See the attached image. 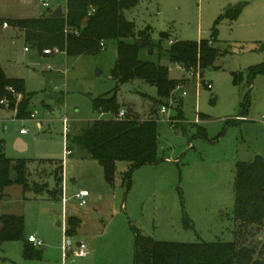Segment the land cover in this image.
Returning <instances> with one entry per match:
<instances>
[{"label":"rangeland","instance_id":"rangeland-1","mask_svg":"<svg viewBox=\"0 0 264 264\" xmlns=\"http://www.w3.org/2000/svg\"><path fill=\"white\" fill-rule=\"evenodd\" d=\"M239 3L246 5L238 18L221 20L213 38L224 9ZM59 5L64 9L66 2L50 0L44 7L41 0H0V18L38 19ZM128 17L137 30L150 25L156 44L165 32L167 44L212 40L221 55L200 78L167 58L160 60L157 49L152 54L143 50L142 59L168 65L170 77L182 81L180 89L156 103L155 85L138 79L118 85L112 78L116 40H107L95 53L71 56L60 46H48L60 51L45 54L27 40L23 28L10 21L1 27L0 65L9 78L24 81L31 97L25 119L16 118V109H0V140L8 157L26 162L31 188H7L0 199V217L23 216L26 239L35 235L44 245L36 247L41 258H27L23 240L3 242L0 264H62L63 259L84 264L73 254L65 255L66 239L74 248L86 244L98 259L95 264H133L135 231L161 241L237 239L239 245L261 246L264 226H240L233 210L238 163L264 158V74L251 75L253 66L264 63V0H141ZM115 90L125 106V115L119 117L158 121L159 162L135 169L128 182L125 161L116 163L115 180L109 182L101 162L82 147L74 145L73 153L66 154L67 141L72 145L79 129L111 117L95 111L93 102ZM22 128L27 129L24 135ZM19 139L23 149L17 148ZM60 164L64 175L57 192L55 170ZM81 190L90 193L84 206L76 199ZM72 216L82 223H76H81L78 234L70 236L66 228Z\"/></svg>","mask_w":264,"mask_h":264},{"label":"trees","instance_id":"trees-1","mask_svg":"<svg viewBox=\"0 0 264 264\" xmlns=\"http://www.w3.org/2000/svg\"><path fill=\"white\" fill-rule=\"evenodd\" d=\"M141 0H68L64 6V15L52 17L42 14L38 19L9 20L15 26L25 30L29 42L48 49V46H60L67 55L78 56L95 53L106 46L107 40L118 42V59L111 76L119 84L132 80H143L158 88L159 99L163 102L172 92L182 85L181 80L170 77L168 65L141 58L145 49L159 51L160 60L167 58L170 63L183 65L187 71L193 70L200 78L204 70L214 66L221 50L212 40L200 41L175 40L165 43L168 34L161 33L158 44L152 40L153 29L150 25L138 29L128 14ZM246 3L228 6L215 22L213 38L218 33L217 25L224 18L235 21ZM0 18L1 27L10 22ZM51 49V48H50ZM264 74V63L251 68L252 78ZM14 91V93L12 92ZM20 95V100L17 104ZM30 97L22 79L9 78L0 65V109H16V117L25 119L30 113ZM4 101L6 104H2ZM62 104V96L59 98ZM95 111L107 113L111 117L95 119L78 130L71 137L74 145L82 147L92 159L101 162L106 180L113 182L116 176V163H129V172L125 176L130 180L132 172L146 164L159 162L157 151L158 121L150 118L142 120L127 115L119 117L125 106L119 102L116 90L94 99ZM130 114V113H129ZM114 116V117H113ZM68 140V134H67ZM71 153V154H72ZM64 175V166L55 170L59 189ZM29 170L23 160L12 159L5 153V142L0 140V199L7 188L20 185L30 189ZM235 223L240 226L260 228L264 226V158L256 156L252 161H240L237 165L235 181ZM77 217L67 219L66 234L77 233ZM23 240L27 258H41L42 252L28 241L24 233V218L15 214L0 217V244L6 241ZM261 246L239 245L237 239L230 242H170L156 240L135 231V254L133 264H264V239ZM257 256V257H256Z\"/></svg>","mask_w":264,"mask_h":264},{"label":"built area","instance_id":"built-area-1","mask_svg":"<svg viewBox=\"0 0 264 264\" xmlns=\"http://www.w3.org/2000/svg\"><path fill=\"white\" fill-rule=\"evenodd\" d=\"M66 3L68 0H64ZM49 3H50V0H41V4L44 6V7H48L49 6ZM8 24L5 23L4 24V27H7ZM27 50V48H25ZM57 51H60L58 48H55V49H45L44 50V53L45 54H51L53 52H57ZM180 65V64H179ZM182 70L184 71H187L186 68L183 66V65H180L179 66ZM188 72H190L191 74H194L193 70H189ZM209 86V85H208ZM182 87V85H179L177 87V89H180ZM210 87V86H209ZM12 92L14 93V91L12 90ZM16 96H20V95H17L15 94ZM186 93L183 92V96H185ZM21 97V96H20ZM18 98V97H17ZM20 100V98H18V101ZM2 104H6L4 103V101H1ZM5 108L8 109V106H6ZM167 111V107L166 106H163L161 112L162 113H165ZM37 115V112L36 113H32L31 117L32 118H35V116ZM125 115V110H121L120 113H119V116H124ZM16 116V115H15ZM17 118V117H16ZM18 119V118H17ZM68 119L65 117L64 118V123L66 125L65 129L67 132H69V125H68ZM27 133V129L25 128H22L20 130V134L21 135H24ZM72 153L71 150H68L66 148V154L67 155H70ZM90 195V193L87 191V190H81L77 195H76V199L79 201V204L80 206H84L87 204V197ZM65 201V199H64ZM28 241L31 242L32 244H34L35 246H43L44 245V242L36 237L35 235H30L28 237ZM64 253L65 255H68L69 253L73 254L74 256L76 257H84L87 255V246L86 244H84L83 242H80L77 244V246L74 248L73 244L71 241H69L68 239H66L65 243H64Z\"/></svg>","mask_w":264,"mask_h":264},{"label":"crops","instance_id":"crops-1","mask_svg":"<svg viewBox=\"0 0 264 264\" xmlns=\"http://www.w3.org/2000/svg\"><path fill=\"white\" fill-rule=\"evenodd\" d=\"M5 119H7V118H4V120ZM37 125L41 128L42 127V122L41 121H37ZM19 141H20V145H21V149H23L24 147H25V145H24V143H23V141L21 140V139H19ZM20 145L17 143V148H19L20 147ZM72 217H77V216H72ZM77 219H79V221L82 223V220H81V218H79V217H77ZM81 223H79V225H78V230H77V233L76 234H78V232H79V229L81 228ZM75 234V235H76ZM34 245V244H33ZM35 246V245H34ZM36 247H40V246H36ZM90 252L92 253V254H90ZM69 254H71V253H69ZM68 254V255H69ZM90 254V255H89ZM67 256V255H66ZM73 256V255H72ZM74 258H77V259H79L80 261L81 260H84V264H95L96 262H97V257H95L94 256V251H90L89 250V248H88V246H87V255L86 256H84V257H76V256H73ZM134 260V259H133ZM73 263H75V261L73 260ZM62 264H68L67 263V261L65 260V259H63V261H62Z\"/></svg>","mask_w":264,"mask_h":264},{"label":"water","instance_id":"water-1","mask_svg":"<svg viewBox=\"0 0 264 264\" xmlns=\"http://www.w3.org/2000/svg\"><path fill=\"white\" fill-rule=\"evenodd\" d=\"M52 17H61L64 15V10H63V6L59 5L52 13L49 14ZM153 50L149 49L148 50V54H152ZM97 73H101L99 70H97ZM18 144L20 145V141H18ZM19 148H22L21 145Z\"/></svg>","mask_w":264,"mask_h":264}]
</instances>
